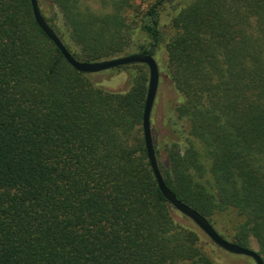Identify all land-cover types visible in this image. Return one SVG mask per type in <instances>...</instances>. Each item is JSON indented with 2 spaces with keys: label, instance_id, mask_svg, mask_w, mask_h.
<instances>
[{
  "label": "trees",
  "instance_id": "trees-1",
  "mask_svg": "<svg viewBox=\"0 0 264 264\" xmlns=\"http://www.w3.org/2000/svg\"><path fill=\"white\" fill-rule=\"evenodd\" d=\"M38 1L83 63L154 57L172 15L167 74L187 129L166 162L153 139L160 171L213 227L227 212L231 242L264 253V0ZM148 85L103 89L42 32L31 0H0V264H217L159 189Z\"/></svg>",
  "mask_w": 264,
  "mask_h": 264
},
{
  "label": "rangeland",
  "instance_id": "rangeland-1",
  "mask_svg": "<svg viewBox=\"0 0 264 264\" xmlns=\"http://www.w3.org/2000/svg\"><path fill=\"white\" fill-rule=\"evenodd\" d=\"M83 3L93 5L92 1L82 0ZM156 0H139L145 10L148 4ZM94 7L100 8V4L95 3ZM172 15L168 12L163 13L161 20L162 40L154 53V58L159 65L160 81L159 89L156 96L155 104L151 116L152 136L155 144L162 151V159L166 162V148L173 143L183 144L185 129L187 124L178 119L176 112L177 106L181 103L182 97L173 87L167 74V45L174 37V30L171 24ZM69 43V41H67ZM145 74L150 78L149 69L145 65H130L99 74L90 75V79L103 89L113 93H128L135 83L138 75ZM178 216V212H175ZM227 212L216 215L213 222L214 227L218 233L224 236L227 240L232 241L229 233L233 230L237 222H232L230 217L227 218ZM181 223L198 232L201 238V245L211 259L217 264H256L252 258L245 256H238L228 253L227 251L218 247L214 242L203 233L191 220L184 218L181 214L178 216ZM250 249L259 253L264 260V253L261 252L259 245L253 242Z\"/></svg>",
  "mask_w": 264,
  "mask_h": 264
},
{
  "label": "water",
  "instance_id": "water-1",
  "mask_svg": "<svg viewBox=\"0 0 264 264\" xmlns=\"http://www.w3.org/2000/svg\"><path fill=\"white\" fill-rule=\"evenodd\" d=\"M32 10L34 14L35 21L42 32L47 36V38L53 42V44L58 48L61 54L64 56L65 60L74 68L77 72L86 75H94L102 72L110 71L120 67L130 66V65H145L149 69L150 78L148 85V94L145 103V110L143 115V131L144 139L147 150V155L151 164V168L157 180L159 189L163 197L173 206L176 211L185 217L189 218L203 233H205L218 247L227 251L230 254L245 256L252 258L256 264H264L263 258L255 251L241 247L229 240L223 238L217 230L212 226L209 220L201 215L199 212L194 210L192 207L186 205L185 203L178 200L175 194L167 187L164 177L160 171L159 163L156 157L152 129H151V116L153 107L155 104L156 96L159 89L160 81V70L159 65L155 58L151 54H139L134 53L127 56L105 60L96 63H83L75 59L69 50L66 48L62 40L56 34V32L50 27L45 18L43 17L39 1L31 0Z\"/></svg>",
  "mask_w": 264,
  "mask_h": 264
}]
</instances>
